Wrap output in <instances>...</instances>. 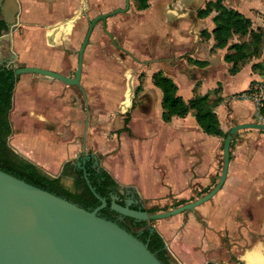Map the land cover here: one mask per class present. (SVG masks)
<instances>
[{"label":"crops","instance_id":"0c3cea01","mask_svg":"<svg viewBox=\"0 0 264 264\" xmlns=\"http://www.w3.org/2000/svg\"><path fill=\"white\" fill-rule=\"evenodd\" d=\"M39 1L31 0L33 4ZM62 1L64 10L61 13L64 15L75 9L76 0ZM159 1L149 0V3L156 4ZM208 1L187 0L186 4L175 11L166 9L168 15L178 20L179 25L171 30V34H164L165 27L161 24L163 34L159 38L163 40V59L156 62L154 73L161 71L168 76L177 86V95L185 102L204 95L212 100V92L219 89L215 97L219 96L221 103L215 107L214 112L219 117L223 132L229 128L226 122L231 125L251 122L264 124L261 110V115L254 112V100L249 97L236 99L240 93L255 87L264 76L251 68L252 63L245 65L238 73L230 74L229 64L223 59L225 49L211 51L213 39L203 40L199 34L207 29L205 21L208 17L197 18V11ZM190 12L189 22L184 16ZM75 14L49 25L45 23L51 19L44 23L35 19V23L44 24L45 29L35 27L30 31H45L58 23L70 22ZM209 17L211 27L207 30L210 32L213 28L212 15ZM155 19H149L147 24L157 30ZM68 35H56L52 41L48 34H42V37H47L50 51L38 55L27 51L28 56L23 55L26 59H22L24 65L46 68L64 75L73 74L76 56L68 54V44L63 42ZM7 36L0 37L1 60L15 54L11 49V45L15 47L11 44L15 43V34ZM146 37L150 35L146 34ZM168 38L172 41V53L164 43V39ZM84 81L82 75L81 85ZM149 85V94L143 96L137 107L139 109L125 113L115 121L110 137L104 144L94 146L90 134L95 138L92 129L100 119L99 113L90 107L93 112H89L88 107H85L84 95L76 87L66 86L44 76L20 75L15 79L11 99V135L8 146L50 176L63 174L64 170L69 169L68 166H75L78 160L85 164L98 157V167L112 176L120 193L130 194L131 200L137 198V204L142 206L146 203L161 210L158 207H165L167 203L171 207L187 203L193 200L192 197L205 194L216 183L218 165L212 156L221 137L204 133L197 125L192 111L185 117L173 116L165 122L162 119V92L153 84ZM129 99L131 104V94ZM262 99L264 108V93ZM125 119L128 120L126 130L121 131ZM84 135L87 136L85 140ZM239 135L242 134L239 132ZM245 135L252 140L237 145L236 157L232 151L234 140L231 143L228 174L216 196L197 207L194 214L185 212L157 221L155 231L167 246L171 263L173 260L175 264H228L226 258L234 246L228 249L224 240L227 236L235 239L242 237L243 240L249 238L245 233V225L239 228L235 225L237 215L247 213L249 208H253V213L259 217L255 230L264 231V132L252 130ZM127 143L128 147L125 145ZM123 144L126 148L121 156ZM83 149L85 151L81 154ZM100 156L104 157L103 161H100ZM59 177L61 181L68 178L64 175ZM261 208L263 210H258ZM237 243L240 242L232 244ZM245 253H241L235 264H246ZM258 253L264 256L260 250Z\"/></svg>","mask_w":264,"mask_h":264},{"label":"water","instance_id":"95a60500","mask_svg":"<svg viewBox=\"0 0 264 264\" xmlns=\"http://www.w3.org/2000/svg\"><path fill=\"white\" fill-rule=\"evenodd\" d=\"M0 6L5 22L12 32L15 26L12 5L16 0H6ZM129 9V0L125 8H117L93 18L87 27L86 34L77 50V63L73 74L64 75L59 72L36 66L17 65V56L10 54L0 59V66L13 70L14 76L24 74L39 75L61 82L66 86L76 87L83 95L81 78L83 75L84 55L95 26L100 22L103 31L111 44L128 54L117 45L114 37L106 29V20ZM77 16L69 21L73 24ZM2 34V38L8 37ZM131 97H132V87ZM85 96V95H84ZM136 98L131 99L132 105ZM131 105V104H130ZM87 124V122H86ZM245 129L264 132V124L259 122L234 123L227 130L222 144L221 170L216 176L214 186L202 196L179 206L161 212H147L131 209L132 200L124 205L117 203L118 197L112 196L109 208L121 217L136 221L157 222L185 213H195L197 207L210 201L222 189L229 168L231 143L238 133ZM84 149L83 152L84 153ZM80 154V155H81ZM84 161L78 160L76 167L83 169ZM95 166L99 165L94 158ZM68 166L73 169L75 167ZM63 174L51 177H59ZM87 183V174L85 173ZM100 205L86 210L79 205L59 197L46 190L28 184L0 170V264H163L137 236L121 227L116 221L99 215V211L107 207V202L95 193ZM135 203V202H134ZM150 231H155L154 225ZM164 249L167 246L164 244Z\"/></svg>","mask_w":264,"mask_h":264},{"label":"rangeland","instance_id":"374dc122","mask_svg":"<svg viewBox=\"0 0 264 264\" xmlns=\"http://www.w3.org/2000/svg\"><path fill=\"white\" fill-rule=\"evenodd\" d=\"M222 1L227 7L240 12L248 19L246 25L242 24V26H246L248 30H253L256 33L263 34L262 42L260 44L261 55L258 58H252L251 61L246 65L254 62H261L262 70H257L255 72H261L264 74V0ZM175 2L177 3L178 7H182L183 4L187 3V0H160L156 4H154L155 2L150 3L149 9L145 11H138L135 6L136 3L131 0V6L128 12L113 16L107 21V29L112 33L116 44L121 46L124 50L128 51L131 54L132 58L125 52L115 48L99 25L94 29L84 55L83 77L85 81L82 85L85 95V107L87 106V109H89V112L91 113L93 111L90 110V108H93L94 112L96 111L99 113L100 118L98 122H95V125L92 129L94 131L95 138L93 137L92 133L90 134V140L93 138L92 144H94V146L104 144L106 139H108L113 133L112 130L115 128V121H117L119 118L121 119L125 115V113L139 109L137 108L139 107V102H141L145 94H149V83L152 85L151 78L149 77H151L152 73H154V71L156 70V62L163 59V57L161 56V54L163 53V40L159 38V35L163 33L171 34V30L173 28H178L179 25L178 20L174 19L173 15H168V11L166 10L171 9L175 11ZM167 6L169 8H167ZM118 7H124V0H100L98 11L99 13L108 12ZM68 10L70 11V9ZM74 16H77L76 21L71 28L72 30L70 31V34L63 42H66L68 44L67 52L71 56H76L77 63V50L79 49L81 42L85 36L87 24L83 19H79L78 11ZM153 17H158L159 19L158 22L154 20L155 24H157L155 25L157 29L156 31H154V27L152 25L149 26V24H147L149 23V19ZM184 17L190 22L191 12L186 14ZM50 23L54 24L55 22L51 21ZM161 24H164L165 27V31L163 33ZM205 26V28H207L208 30L210 29V17L206 19ZM49 29L51 28L48 27L45 31L28 30L26 31L28 32L27 34H15V43H11L14 44L15 47L11 45V49L17 55V65H24L22 59H26V57H23V55L28 56L26 54L27 51H29V53L31 52V54L37 53V55L42 52L48 54L51 46L48 43L47 37H42L41 35L47 34ZM172 33H174V31ZM146 34H149L150 37H146ZM183 34H187V32H184ZM250 39L251 37L248 35L244 37L235 35L230 40V42H249ZM171 42L172 41L170 38L164 39L165 45L172 53ZM29 46L32 47L29 48ZM241 76H243L242 79H244V75L241 74ZM130 77L132 99L135 97L136 102L133 105L131 102V105L127 109V111L123 112L122 110H120V105L121 102L124 101V96L129 89ZM156 91L160 92L158 89ZM219 91L220 90L218 89L217 91L212 92V100H214L216 93ZM246 98L248 97L236 96V99ZM254 112H256L257 115H261L259 110L254 109ZM226 123L227 127L233 125H231V123L228 124V122ZM252 130L254 129H245L243 131H240V134L242 135H239L238 133V135L234 138V142L232 145V151H234L235 154L234 157L238 156V153H236V147L238 144L244 145L245 142L248 143L250 140H252L248 135H245L248 132L251 133ZM86 138L87 136L84 135V140ZM223 140L224 139L221 138L216 152L212 156L214 163L217 162L218 165L217 175L221 170ZM125 145L127 147L129 146L128 143ZM122 146L123 148L122 150H120L121 156L125 153L124 149L126 148L124 144ZM103 159L104 157L100 156V161H103ZM120 160L123 161L121 157ZM62 183L66 188L71 190L73 189V179L71 177L63 178ZM213 186L214 184L212 185V187ZM191 199L194 200L196 198L192 197ZM183 200L187 201L188 199ZM174 203L175 202H173L172 205ZM142 206L145 208H152L151 205H147L146 203L142 204ZM167 207L170 208L171 205H168L167 203L165 207H158V209H161L159 212L163 211L162 209H166ZM258 210H263V208ZM258 222L259 217L255 216V214L253 213V208H249L247 213L245 214L240 213L237 215L235 225L238 228L241 225H245V227H247V231L245 233L248 234V237H250L251 235V238L247 241V244L246 246H244V248L247 247V249H250L252 247L251 243H256V241L258 240L251 234L252 230H255V223ZM157 223L158 222H147L149 227H151L152 225H154L155 227ZM256 232L257 230H255V235H257L259 239H261L262 236L258 235ZM224 241L228 245V249H230L233 246L232 243H234L235 241L244 244V241H246V239L243 240L242 237H237L235 239L227 236ZM238 247L239 248H235L236 254H240L241 252H243L242 249H244L240 246ZM230 258V262L237 263L234 257L231 256ZM172 264H175L173 260Z\"/></svg>","mask_w":264,"mask_h":264},{"label":"trees","instance_id":"16d2710c","mask_svg":"<svg viewBox=\"0 0 264 264\" xmlns=\"http://www.w3.org/2000/svg\"><path fill=\"white\" fill-rule=\"evenodd\" d=\"M136 1L139 10H145L148 7L147 0ZM210 15H212V30L209 32L207 29H204L199 34L203 40L213 39L211 51L225 49L223 59L229 64L230 74L238 73L252 58H258L261 55L260 44L263 34L248 30L246 26H242V24L246 25L248 22V19L243 14L227 7L222 0H209L203 8L197 11V18L205 19ZM3 28L4 23L0 20V30ZM235 35L239 37L248 35L251 39L249 42H230ZM261 67V62L252 63L251 65L254 71H261ZM258 73L264 76L263 73ZM15 79L13 70L0 66V170L28 184L73 202L86 210H92L100 205L99 200L89 188L90 185L95 190V193L107 202V207L99 211L101 217L116 221L121 227L137 236L140 241L147 243L148 249L163 264H172L170 256L164 249L163 239L158 232L150 231V227L146 221H136L128 217H122L121 220L116 218L118 214L109 208L112 196H117V203L124 205L128 195L119 192L118 184L110 174L98 166L93 167V160L85 162L82 165L83 169L75 167L73 170H64V177H71L73 179V189L71 190L63 185L61 177L54 178L44 173L40 168L20 157L8 146V138L11 135L9 116ZM151 81L153 86L162 92V119L165 122H168L173 116L185 117L192 111L197 125L204 133L223 139L226 137L227 132L221 130L220 122L214 112L215 107L221 103L219 96L211 100L208 95H204L185 102L177 95L176 84L161 71L153 73ZM217 90L215 89L214 91ZM250 90L240 93L239 96L250 92ZM261 113L264 116L263 108H261ZM127 123L128 120L125 119L124 127L121 131L126 130ZM85 173L87 174L89 184L86 181ZM135 200L137 198L134 197ZM130 208L147 212L160 211L156 208L142 207L141 204H132Z\"/></svg>","mask_w":264,"mask_h":264},{"label":"flooded vegetation","instance_id":"af4514ba","mask_svg":"<svg viewBox=\"0 0 264 264\" xmlns=\"http://www.w3.org/2000/svg\"><path fill=\"white\" fill-rule=\"evenodd\" d=\"M5 1L6 0H2L1 3L4 4ZM99 1L100 0H76L75 9H73L69 14L64 15L63 13H61V10H64L62 0H40L38 4H33L31 2V0L30 1L29 0H16V4L12 5V10H14V18H15V26H14V30L12 32H10L11 30L9 29L8 25L5 22V17L3 15V11H2V8L0 6V20L3 21V23H4V28L0 30V34H1L0 37L2 36V34H27L28 32H26V31L31 30L35 27H37L39 29L40 28L45 29L44 24H38L37 25L35 23V19H39V21H43L42 23L47 22L49 19H51V21L57 23V22H61L62 20H65L67 18L72 17V15L76 13V11H78L79 19H83L86 22L87 27H88L89 22L93 18L98 16L99 14L111 12V11H108V12L99 13V11H98ZM133 1L136 3L135 6H136V9L138 11L148 10L150 7V3H151V2L149 3V0H147L148 7L145 10H139L137 1L136 0H133ZM176 2L174 3L175 4L174 9L178 8V5ZM125 4H126V0H124V7H118V8L124 9ZM130 6H131V0H129V9H130ZM115 9H117V8H115ZM115 9H113V10H115ZM129 9L126 12H128ZM126 12H124V13H126ZM124 13H119V14H124ZM112 17H109L106 20V29H107V21ZM156 18L158 19V17H156ZM154 19H155V17H154ZM51 21H49L48 23H45V24L49 25ZM155 21H156V19H155ZM98 25L102 29L100 22L95 26V28ZM94 29H93V32H94ZM23 30H25V31H23ZM86 30H87V28H86ZM102 31H103V29H102ZM107 31L110 34H112L108 29H107ZM154 31H156V30H154ZM93 32H92V34H93ZM85 34H86V31H85ZM104 34H105V32H104ZM131 197L132 196L129 194L126 201L131 200L130 199ZM132 201H133V204H137L136 201H134V199H132ZM116 218L118 220H121L122 217L117 215ZM256 233L262 237H261V239H259V237L257 235H255V230H252L251 234L254 237H256L258 240L256 241V243L255 242L251 243L252 247L250 249L255 247V249L257 248L258 250H260V252H262L264 254V242H263L264 241V231H258L257 230ZM250 238H251V235L248 239H246L244 244H242V243L233 244L234 249H231L232 250L231 253L226 258V261L228 264H235L234 262H230V260H229V259H231L230 257L232 256L236 260V259L240 258L241 253H242L241 252L240 254H236L235 248H239L238 246L244 248V246H246L247 241ZM250 249H247V247H246L242 250L244 252V251H247ZM170 260H171V258H170Z\"/></svg>","mask_w":264,"mask_h":264},{"label":"bare ground","instance_id":"6f19581e","mask_svg":"<svg viewBox=\"0 0 264 264\" xmlns=\"http://www.w3.org/2000/svg\"><path fill=\"white\" fill-rule=\"evenodd\" d=\"M70 22H63V23H59L57 25H55L53 28L49 29L48 31V38L55 39L56 35L58 36L59 34L63 33V34H70V31L72 30V26L73 24ZM53 41V40H52ZM131 79L129 78V89L126 93V95L124 96L125 99L124 101L121 103L120 105V110H122L123 112L128 108V106H130V99H129V95L131 94ZM243 258V257H242ZM244 258L247 260L246 264H264V256L260 255L258 253V249L255 247L247 250ZM243 258V259H244Z\"/></svg>","mask_w":264,"mask_h":264},{"label":"built area","instance_id":"2783aa9c","mask_svg":"<svg viewBox=\"0 0 264 264\" xmlns=\"http://www.w3.org/2000/svg\"><path fill=\"white\" fill-rule=\"evenodd\" d=\"M264 93V79H262L259 83H257L255 85V87H253L250 92H248L246 94V97L251 98L252 100L255 101L256 104V110H261L262 108V96Z\"/></svg>","mask_w":264,"mask_h":264}]
</instances>
